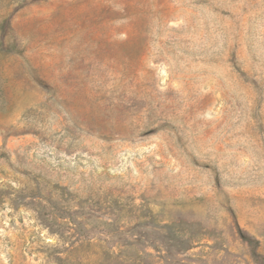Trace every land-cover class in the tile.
Returning <instances> with one entry per match:
<instances>
[{
	"label": "rangeland",
	"instance_id": "rangeland-1",
	"mask_svg": "<svg viewBox=\"0 0 264 264\" xmlns=\"http://www.w3.org/2000/svg\"><path fill=\"white\" fill-rule=\"evenodd\" d=\"M0 264H264V0H0Z\"/></svg>",
	"mask_w": 264,
	"mask_h": 264
},
{
	"label": "trees",
	"instance_id": "trees-1",
	"mask_svg": "<svg viewBox=\"0 0 264 264\" xmlns=\"http://www.w3.org/2000/svg\"><path fill=\"white\" fill-rule=\"evenodd\" d=\"M239 233L242 239L248 241L249 244L253 245L254 249H252V254L258 259L259 253L256 250V242H258V240L252 238L250 235L244 233L242 230H240Z\"/></svg>",
	"mask_w": 264,
	"mask_h": 264
}]
</instances>
